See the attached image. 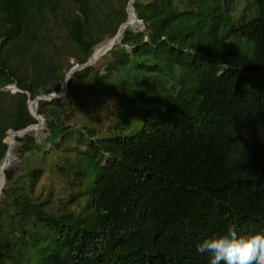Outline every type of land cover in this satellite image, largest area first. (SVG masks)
Instances as JSON below:
<instances>
[{"label":"trees","instance_id":"1","mask_svg":"<svg viewBox=\"0 0 264 264\" xmlns=\"http://www.w3.org/2000/svg\"><path fill=\"white\" fill-rule=\"evenodd\" d=\"M129 1L0 0V164L8 130L37 122L26 93L2 88L59 92L72 67L61 59L74 49L83 63L100 50ZM224 1L229 10L243 0H136L146 30H125L107 73L86 67L65 98L39 102L43 141L56 149L35 152L65 160L76 193L54 212L35 191L42 167L28 184L21 167L6 170L0 264H210L196 250L204 239L264 230V0L221 33ZM82 89L96 101L91 116H110L107 134L80 119ZM19 141L15 157L41 148L33 134ZM84 196L82 216L71 204Z\"/></svg>","mask_w":264,"mask_h":264},{"label":"rangeland","instance_id":"2","mask_svg":"<svg viewBox=\"0 0 264 264\" xmlns=\"http://www.w3.org/2000/svg\"><path fill=\"white\" fill-rule=\"evenodd\" d=\"M184 1L188 2L189 0H184ZM223 6H224V12H226V16H227L226 22L227 21L228 22L227 24L226 22L223 24L221 28V33H223L224 29L227 30L228 28L227 26L237 21L242 16V14L245 13L249 14L251 12L253 13L252 9L256 10L255 0H243L242 3L239 4L234 3L232 8H230L229 10H228V8L230 7L229 2L227 3L226 1H224ZM99 8L101 10L98 13H102L104 9V5L99 6ZM139 30L145 31L146 29L144 30L141 28ZM134 31L138 32V30H134ZM50 51H51L50 48L45 51L43 50V53L47 55L46 58H50V54H49ZM74 54H79V53H77V51L72 49V51H70L67 57H63L61 59V64L65 65L63 69H66L68 65L73 66L74 63H76V56ZM80 54L82 53L80 52ZM57 67L59 69L60 66L58 65ZM96 67L100 69V71L107 73V70L109 68L107 54L102 57V59L96 65ZM21 71L23 73L28 72L31 74L32 63L30 59H25L22 61ZM16 87L19 88L16 83H12L11 85L4 86L2 89L6 91L10 90L11 92H15ZM65 96L62 98H65ZM81 97L82 98L79 100L80 103L79 110L81 111L80 119H83L85 122H91V120H96L94 124L97 125L99 128H101L102 130L101 132H99V134H107L110 125L109 124L110 116L108 117L105 113H102L100 109H97L96 111H92L93 113L92 116L90 115V113H88V110L91 109V106L96 104V101L93 99V95L89 91V89H82ZM46 121L47 123L45 128L42 131L40 130L41 131L40 136H42V138L37 141V143L41 145V148H38L27 154L25 153L22 154L18 152L17 153L18 157L14 156V163H13L14 166L12 165L13 166L12 168L14 169L21 167L18 173L16 174L17 176L16 178L18 180L21 179V182H24L23 184H28V178L30 177V173L32 172V170L36 167L37 168L42 167L44 171L40 173L41 174L40 179L36 184V188H35L36 194L40 196L41 198L40 200L50 201V204L48 205V209L54 212H58L62 208V206L70 199L71 195L76 193V191L73 190L71 184L72 182L71 178L73 177V174L72 173L68 174L67 172H63L64 169L60 168V166L66 164L65 160H61V158L57 159L55 156L52 155L50 156L43 155L41 157H38L39 155H37L36 154L37 152H35V151L53 152V150L56 149V146L53 145L52 142L43 141V137L45 136V134H48L50 132L48 120L46 119ZM6 140L9 143L10 138H7ZM20 145L21 144H19L17 148H19ZM62 156L65 158L67 155L62 153ZM2 180L3 178L0 177V181ZM2 199L3 197L1 196L0 202L2 201ZM88 203H89L88 196H84L79 198L75 203H72L71 206L78 215L84 216L87 215L90 211ZM69 204L70 203L66 204V206H69Z\"/></svg>","mask_w":264,"mask_h":264},{"label":"clouds","instance_id":"3","mask_svg":"<svg viewBox=\"0 0 264 264\" xmlns=\"http://www.w3.org/2000/svg\"><path fill=\"white\" fill-rule=\"evenodd\" d=\"M196 250L210 254V264H264V230L244 235L230 227L204 239Z\"/></svg>","mask_w":264,"mask_h":264},{"label":"water","instance_id":"4","mask_svg":"<svg viewBox=\"0 0 264 264\" xmlns=\"http://www.w3.org/2000/svg\"><path fill=\"white\" fill-rule=\"evenodd\" d=\"M134 2H136V0H130L129 1L128 6H127L128 20H126L125 22H123L120 25V27L118 28V31L115 34V36L111 40H109L108 42L104 43V45L100 48V50H98L97 52H94V54L91 55V57L87 61H85L83 63H74V65L67 71V73L65 74V78L62 81L61 90L59 92H51V93H48V94L39 95V96H37L36 98L33 99V98H31L32 95H31L30 91L22 90V89H19L17 87L15 88L16 89L15 92H22V93H26L28 95V97H29V99H28L29 110L32 113V115L35 116L36 119H37V123L29 124L28 126H26L24 128L9 129L8 130V133L10 131H12L16 136H18L17 137V144L18 145L20 144L19 139L20 138L21 139L25 138L27 134L35 135L37 137V141L42 138V136L37 134L38 131H39V128H40V122L39 121H40V119L45 118L44 115H42L39 112V110H38L39 102L41 100H52L54 98H62L65 95H68V93L70 91L69 82L74 77V75H75V73L77 71L82 70V69H84L86 67H90L91 68V67L96 66L100 62L102 57L104 55H106L110 50H112L115 45L121 44L122 34H123L122 32H123L124 28L125 27L129 28L132 25V22H130L129 19H130V13L132 12L131 8L132 7L134 8ZM136 19H137L138 22H141L143 24V28L142 29L145 30L146 29L145 22H144V20L140 17V15L137 12H136ZM132 30H134V29H132ZM138 31H141V30H138ZM64 84H65V86H64ZM31 100H33V102H34V108L30 106V101ZM45 120H46V118H45ZM4 141H6V138L4 139ZM8 151H9V148H8V150L6 152V155L2 159V162L7 157L8 153H9ZM2 162L0 164V167L2 165ZM5 175H6V173H5ZM6 182H7V179H5V184H6ZM2 194H3V189H2L1 196H2Z\"/></svg>","mask_w":264,"mask_h":264},{"label":"bare ground","instance_id":"5","mask_svg":"<svg viewBox=\"0 0 264 264\" xmlns=\"http://www.w3.org/2000/svg\"><path fill=\"white\" fill-rule=\"evenodd\" d=\"M131 9H133V15H131V13H130V19H129V21L130 22H132V25H131V27H129V28H132V29H134V28H143V24L141 23V22H138L137 21V19H136V11H135V9L132 7ZM131 12V11H130ZM137 25V27H135V26ZM134 26V27H133ZM126 29H128V28H124V30H123V32L122 33H124L125 32V30ZM134 30H139V29H134ZM123 35V34H122ZM113 38V37H112ZM112 38H110V39H107L106 40V42H108L109 40H111ZM105 42V43H106ZM104 45V44H103ZM95 49V48H94ZM96 52V51H95ZM94 53H92V55H93ZM31 107H33L34 108V102H33V100H31ZM40 128H39V133H37L38 135H40V132L45 128V126H46V123H47V121L45 120V118H43V119H40ZM37 123V122H36ZM41 130V131H40ZM17 137L18 136H16L13 132H11V136H10V141H9V153H8V155H7V157L4 159V161L2 162V165H1V167H0V177L2 178V171H3V166L5 165V163L7 162V160H8V158L10 157V156H12V157H14L13 156V149H14V147L16 146V143H17ZM13 164H11V165H6V167H5V171H4V174H3V180L2 181H0V196H1V193H2V189L4 188V185H5V179H6V175H5V173H6V170L7 169H9V168H11V167H13L12 166Z\"/></svg>","mask_w":264,"mask_h":264}]
</instances>
